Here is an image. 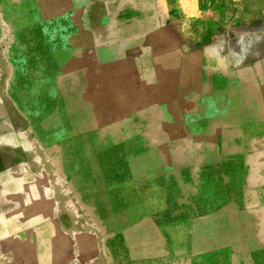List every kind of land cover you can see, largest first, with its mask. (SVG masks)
<instances>
[{
  "label": "rangeland",
  "instance_id": "obj_1",
  "mask_svg": "<svg viewBox=\"0 0 264 264\" xmlns=\"http://www.w3.org/2000/svg\"><path fill=\"white\" fill-rule=\"evenodd\" d=\"M147 1L0 0V237L64 264H264V0L186 37L176 0L157 21Z\"/></svg>",
  "mask_w": 264,
  "mask_h": 264
},
{
  "label": "crops",
  "instance_id": "obj_2",
  "mask_svg": "<svg viewBox=\"0 0 264 264\" xmlns=\"http://www.w3.org/2000/svg\"><path fill=\"white\" fill-rule=\"evenodd\" d=\"M168 2L170 0H148L145 4L147 11L137 12L136 18L145 21L160 20L158 8L165 7ZM233 2L234 0H176L173 6L177 13L169 17H174L182 23L183 29L180 30V36L186 37L190 31L195 36L199 33L198 30H200L199 36H202L205 35V30L201 29H206L213 22L221 19L233 20V13L229 12L232 11ZM126 66L130 69L138 68L132 59L126 62ZM213 67L216 70L215 66ZM141 96L148 95L142 93ZM58 240L55 238L52 242L53 245L56 244V247L59 244ZM46 243L47 238L33 235L1 236L0 264H64L61 253H53L56 258H49ZM55 250L58 251V247Z\"/></svg>",
  "mask_w": 264,
  "mask_h": 264
},
{
  "label": "bare ground",
  "instance_id": "obj_3",
  "mask_svg": "<svg viewBox=\"0 0 264 264\" xmlns=\"http://www.w3.org/2000/svg\"><path fill=\"white\" fill-rule=\"evenodd\" d=\"M119 100V99H118Z\"/></svg>",
  "mask_w": 264,
  "mask_h": 264
}]
</instances>
